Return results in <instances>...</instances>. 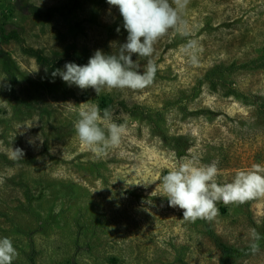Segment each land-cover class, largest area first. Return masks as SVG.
I'll return each instance as SVG.
<instances>
[{
    "label": "rangeland",
    "instance_id": "1",
    "mask_svg": "<svg viewBox=\"0 0 264 264\" xmlns=\"http://www.w3.org/2000/svg\"><path fill=\"white\" fill-rule=\"evenodd\" d=\"M184 18L189 37L170 30L155 46L158 71L150 87L96 96L58 76L51 82L53 70L4 35L15 30L21 42L49 56L66 55L58 68L71 62L68 55L84 65L96 49L110 53L109 42L126 41L118 8L106 0H0V238H10L19 253L13 264H28L32 252L36 264L71 256L81 264L114 258V264H217L210 231L226 244L250 242L249 229L264 219V198L217 203L214 221L186 222L162 196L161 180L192 154L202 164L219 162L220 184L264 164V115L249 100L207 82L190 98L209 69L234 63L225 79L264 96V68L242 66L264 48V0H190ZM189 38L203 48L198 65L180 53ZM91 97L103 99L114 122L127 126L121 145L100 157L74 128ZM135 105L162 114H131ZM15 148L23 159H11ZM147 182L154 183L140 184ZM233 264H264V249Z\"/></svg>",
    "mask_w": 264,
    "mask_h": 264
},
{
    "label": "clouds",
    "instance_id": "2",
    "mask_svg": "<svg viewBox=\"0 0 264 264\" xmlns=\"http://www.w3.org/2000/svg\"><path fill=\"white\" fill-rule=\"evenodd\" d=\"M109 6L118 8L127 32L126 41L109 42L112 49L105 53L96 49L84 65L66 62L61 68L51 72L54 82L59 77L67 86H75L81 91L92 89L96 96L103 91H142L150 87L158 71L155 59L157 43L170 30L182 37H189L191 29L184 18L190 0H106ZM120 32V28H116ZM203 52L200 42L187 39L180 53L191 65L199 64ZM137 59H133V55ZM144 60L143 68L140 60ZM74 124L79 141L97 157L118 148L127 133L124 123L113 120L110 109H100L98 104L82 107ZM20 148L11 149V159H23ZM218 161L202 164L199 155L184 157L166 175H163L162 193L169 207L182 210L186 222L198 219L214 221L219 215L217 203L242 205L248 201L264 198V164L253 163L247 169L234 173L230 182H217ZM0 177V183L4 182ZM154 182L140 183L147 187ZM262 237L256 228L249 229V249L252 254L260 250ZM19 255L8 237L0 238V264H13Z\"/></svg>",
    "mask_w": 264,
    "mask_h": 264
},
{
    "label": "trees",
    "instance_id": "3",
    "mask_svg": "<svg viewBox=\"0 0 264 264\" xmlns=\"http://www.w3.org/2000/svg\"><path fill=\"white\" fill-rule=\"evenodd\" d=\"M4 32V29H2ZM7 39H12L17 41L20 44L21 51L24 54H27L35 59V61L42 65L47 67L50 70H54L55 68H58L63 58L66 57V55H62L59 57L56 56H49L45 54L42 49L38 47L29 46L23 42L20 41V37L18 33L15 30H10L7 35L5 36ZM71 62H75L79 65L78 59L73 55H68V57ZM239 65H232L231 67H224L222 65L215 66L211 69H209L198 81L197 86L193 90L191 97H195L198 94V91L200 89V86L202 83L207 82L210 86L216 87L218 85L226 86L234 90L237 94L242 96L245 100H249L252 105L256 108V110L261 114L264 115V96L260 93L256 92H250V91H243L240 90L239 87L234 85L233 81H230L228 79H225L224 74L230 73L234 71V68H236ZM242 66L246 67H253L256 69H263L264 68V48L261 50L259 54H257L253 59H250L248 61L242 62ZM91 100L93 103L98 104L100 109L103 110L107 108L105 105V102L103 99H96L95 97H91ZM176 106L183 107L184 104L181 101H176L174 103ZM129 112L131 114H143L145 117H150V115H155L156 117H159L162 114L161 109H153L152 107H146L143 105H135L129 108ZM257 231L261 234V241H260V250L264 249V219L262 220L261 226L259 228L255 227ZM208 238L212 241V243L220 250V257L218 259L217 264H233L236 259L241 257H246L251 255V251L249 249V243L242 245V246H235L231 244H226L223 242L220 237L214 232L210 231L208 234ZM28 264H36L34 259V253L28 254ZM118 259L114 258L113 261H110V264L116 263ZM56 264H81L80 261L76 257H66L60 261H58Z\"/></svg>",
    "mask_w": 264,
    "mask_h": 264
}]
</instances>
